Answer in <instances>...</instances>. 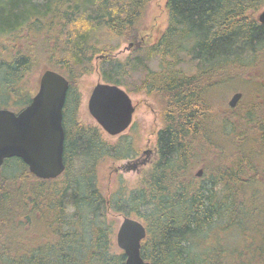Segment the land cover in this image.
Returning a JSON list of instances; mask_svg holds the SVG:
<instances>
[{
	"label": "trees",
	"instance_id": "obj_1",
	"mask_svg": "<svg viewBox=\"0 0 264 264\" xmlns=\"http://www.w3.org/2000/svg\"><path fill=\"white\" fill-rule=\"evenodd\" d=\"M151 1L0 0V108L29 103L26 82L43 60L69 81L63 173L37 178L19 157L0 168V264H124L112 213L142 221L151 264H264V0H166V27L146 55L114 56L113 38L144 42ZM98 53L104 82L144 71L136 90L155 97L161 122L156 160L108 193L99 167L140 149L133 134L110 143L78 119L76 83ZM238 87L242 108H230Z\"/></svg>",
	"mask_w": 264,
	"mask_h": 264
},
{
	"label": "water",
	"instance_id": "obj_2",
	"mask_svg": "<svg viewBox=\"0 0 264 264\" xmlns=\"http://www.w3.org/2000/svg\"><path fill=\"white\" fill-rule=\"evenodd\" d=\"M257 20L264 23V8ZM68 87L63 74L47 68L40 73L37 90L27 105L18 111L0 108V168L6 158L19 157L37 178L54 179L63 173L62 112ZM241 96L240 91L232 93L227 105L234 108ZM87 109L103 132L115 136L130 126L135 107L122 87L98 81L91 89ZM201 174L200 168L196 175ZM145 235L141 220L122 217L115 242L125 254L124 264H151L140 253Z\"/></svg>",
	"mask_w": 264,
	"mask_h": 264
},
{
	"label": "rangeland",
	"instance_id": "obj_3",
	"mask_svg": "<svg viewBox=\"0 0 264 264\" xmlns=\"http://www.w3.org/2000/svg\"><path fill=\"white\" fill-rule=\"evenodd\" d=\"M165 1L166 0H152L149 3L145 11L144 17L141 20V36H143L144 42H141L140 44L136 45L132 44L129 47V41L124 40L123 38L111 39V43L116 47L115 51L113 52L114 56L124 58L128 55L134 56L135 54L146 55V45L152 43L166 27L167 13L165 9ZM6 45H9V43L6 42ZM99 55L101 54L98 53L92 56V64L94 66L93 71L89 74L83 75L77 80L76 83L77 89L80 94V104L77 110V115L78 119L84 123L96 124L95 120L91 117L88 112L87 101L92 87L98 81H103L97 69L98 61L101 59ZM261 65L264 66L263 63H261ZM50 66V62H46L44 60L41 61L40 65L35 66L26 82L28 85L27 88L29 90L36 91L40 73L44 69H50ZM158 66L159 63L156 59H152L151 61H149L150 68L157 69ZM181 66L184 69L186 68L185 63H182ZM143 77V70L132 72V74L125 79L124 85H121V87L130 96L131 101L135 107L130 126L124 132L115 136H110L107 133L103 132L104 138L110 143L117 141L119 137H121V135L126 134L130 136L131 134H133L135 138L134 140L137 142L138 148L140 149L139 154L134 158L122 159L118 161H113L109 159L107 163L102 164L99 167L100 183L106 193H108L115 186L119 177L130 183L135 182L140 173L143 170L147 169L157 158L155 140L156 133L161 127V122L159 118V104L154 96H150L144 93L143 91L136 90V86L141 83ZM251 85L254 87H259V85L255 81L252 82ZM236 91L242 92L239 87L233 90L227 97L226 103L232 93ZM243 97L244 94H242L236 107L239 106L240 108H242L241 102L243 100ZM250 100L251 98H248L247 101L249 102ZM197 171L198 167L194 169V172ZM109 217L113 222L117 224V226L122 220V216L117 215L115 213L110 214ZM117 226L115 228V231L117 229ZM220 232L221 231L217 229H214L212 232H210V240L213 238L216 239V237L220 235ZM242 237H247V235ZM227 244L232 245L233 243L231 241H228Z\"/></svg>",
	"mask_w": 264,
	"mask_h": 264
},
{
	"label": "bare ground",
	"instance_id": "obj_4",
	"mask_svg": "<svg viewBox=\"0 0 264 264\" xmlns=\"http://www.w3.org/2000/svg\"><path fill=\"white\" fill-rule=\"evenodd\" d=\"M263 8H264V6L261 8V10L258 12V14L262 11ZM258 14H257V16H258Z\"/></svg>",
	"mask_w": 264,
	"mask_h": 264
}]
</instances>
